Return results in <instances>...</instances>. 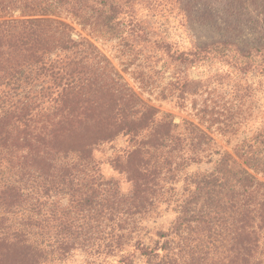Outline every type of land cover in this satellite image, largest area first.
Here are the masks:
<instances>
[{
    "label": "trees",
    "instance_id": "trees-1",
    "mask_svg": "<svg viewBox=\"0 0 264 264\" xmlns=\"http://www.w3.org/2000/svg\"><path fill=\"white\" fill-rule=\"evenodd\" d=\"M172 1L219 38L184 48L130 1L0 0V264H67L76 251L91 264H264V120L218 150L209 130L237 135L250 108L206 100L199 124L176 123L74 27L118 42L127 68L148 48L139 88L180 107L209 90L190 69L264 78V0ZM119 138L126 146L107 156ZM162 206L176 218L151 236Z\"/></svg>",
    "mask_w": 264,
    "mask_h": 264
},
{
    "label": "rangeland",
    "instance_id": "rangeland-1",
    "mask_svg": "<svg viewBox=\"0 0 264 264\" xmlns=\"http://www.w3.org/2000/svg\"><path fill=\"white\" fill-rule=\"evenodd\" d=\"M120 4L130 1L138 18L147 24L151 30L155 31L157 35L167 37L173 43L180 44L182 47H188L190 41L197 40L198 42H207L219 38V35L208 27L190 26L186 19L177 9V6L172 0H115ZM15 18H21L20 12H17ZM65 17V16H63ZM256 12L250 13V21L256 19ZM252 18V19H251ZM69 22V21H68ZM251 25V24H250ZM78 33L90 39L114 65V67L123 75L128 85L133 88L141 98L150 105L158 108L162 114L171 115L176 123L182 124L183 121H192L199 124L196 117L194 107L201 108L206 100L209 102L214 100L217 104V109H232L242 107L244 111H250L243 116V125L237 135L222 136L218 133V126H213L209 130L211 136L214 138L216 148L218 150L232 151V149L245 137H251L259 128L263 126L264 120V78L258 74L237 75L233 73L228 67H221L220 65H204L200 68H193L186 72V74L195 81H200L201 85L209 87L208 92L203 96L190 98L185 106H179L176 101L159 100L156 95L143 93L139 88V69L138 64L145 66L146 62L143 60L149 53L148 48H143L141 45L136 49L135 53H139L143 57L139 62L129 66H125V57L119 52L120 48L118 42L107 41L106 39L93 38L81 29V27L74 26ZM77 38L76 35H74ZM147 59V58H145ZM161 64H159V67ZM144 67L143 70H145ZM146 73V72H145ZM148 74V72H147ZM154 78V75H149ZM169 74L166 75L168 77ZM160 79V80H159ZM161 77L154 80L159 83ZM239 109V108H238ZM208 118L203 120L205 126H209ZM205 126L203 128H205ZM125 139L119 138L114 144L104 147L107 156L113 155L122 147H125ZM217 160V157L214 158ZM213 164H204L201 166H193L189 169L190 172H204L210 170ZM176 218V213L166 206L160 208V216L150 219L145 225L149 228L151 236L155 231H167ZM67 264H91L86 254L83 251H76L70 263ZM106 264V263H103Z\"/></svg>",
    "mask_w": 264,
    "mask_h": 264
}]
</instances>
